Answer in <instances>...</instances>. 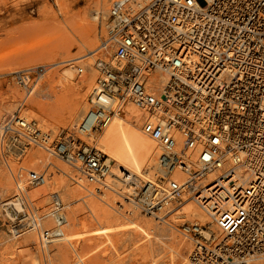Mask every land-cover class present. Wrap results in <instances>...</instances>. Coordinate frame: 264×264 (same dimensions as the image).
Returning a JSON list of instances; mask_svg holds the SVG:
<instances>
[{
    "label": "built area",
    "instance_id": "2783aa9c",
    "mask_svg": "<svg viewBox=\"0 0 264 264\" xmlns=\"http://www.w3.org/2000/svg\"><path fill=\"white\" fill-rule=\"evenodd\" d=\"M64 63L97 74L86 111L66 128L25 112L50 67L12 73L23 97L0 126V162L13 182L3 209L15 231L35 230L42 249L63 240L62 194H50L43 216L29 195L54 167L31 157L58 159L88 197L102 196L110 164L98 138L131 104L148 115L141 130L160 149L158 169L116 208L173 225L192 244L187 264L264 263V0H114L97 48ZM188 202L209 222L175 224Z\"/></svg>",
    "mask_w": 264,
    "mask_h": 264
},
{
    "label": "rangeland",
    "instance_id": "374dc122",
    "mask_svg": "<svg viewBox=\"0 0 264 264\" xmlns=\"http://www.w3.org/2000/svg\"><path fill=\"white\" fill-rule=\"evenodd\" d=\"M101 1L96 6L98 3L93 2V0H0V102L11 105L10 109L7 110V114L1 115L0 126L16 112L15 109L18 108L23 97L21 90L12 78L13 72L28 67L46 65L50 69L41 83L52 81L51 84L57 88L64 84V88L61 87L65 91L66 86H68L67 72H71L70 75L72 76L71 80H68L71 82L79 81V77L82 75H77L74 69L71 68L72 65H65L64 62L77 59L98 45L103 23L114 0H108L106 4H103L104 0ZM88 6L90 11H87L86 20L88 22H86L90 23L93 29L95 45L89 50H80L77 46L80 39L77 31L78 28L87 24L82 19ZM97 7L99 8L98 14L95 10L98 9ZM96 14L99 17L96 21H93L92 18ZM65 33L70 37L69 42L64 37ZM43 55H48L54 59H43V57L41 58ZM57 63L61 65L58 66ZM79 64V62H75L73 66ZM84 75L88 78L92 77V75H87L86 72ZM95 78L96 74L94 81ZM39 87L36 89L37 92ZM36 91L26 102V114L41 120L45 125H58L66 128L54 116L46 117L42 115L32 104V97L35 98ZM71 92L67 93L69 99L76 97L73 94L74 92ZM89 95L90 92L85 102L86 109ZM14 106L15 109H13ZM41 156L31 157L35 167L41 169L51 162L54 168H50L51 177L44 186L29 191L30 197L33 192L39 193L37 197L31 198V200L36 199L34 204L39 210L38 215L43 216L48 212L50 194L59 191L66 205L67 220L76 223L67 237L64 236L63 240H56L52 245L43 249L40 247L38 234L35 230H31L25 225L22 229L24 231L16 232L15 229L18 223L14 222L15 224H13L10 222L7 219V213L3 209L4 202L13 196V182L0 162V264H180V260L178 261L175 258L173 252L176 250L175 245L174 243L169 245L168 236L163 238L167 240L166 243H164V240L162 241L163 245L166 244L165 248L162 245H154L156 241L151 233L140 232L137 227H133L134 220H138V218L141 221L150 219L153 223L160 225L159 227L162 226L161 229L166 230L167 235L174 234L173 238L177 242L178 240L185 241L187 250L184 253L183 264H187V256L192 244L181 237L174 228H170V226L159 223L147 216L145 217L137 210L131 212L130 215H124L116 208L115 202H118V196L125 193L131 183H135L126 181L129 178L128 172L125 174L123 169L113 167L114 163H110L111 170L115 171V175L104 180L105 184L110 185L111 188L104 190L102 196L97 198L88 197L82 189H73V192L67 195L66 193L69 192L71 186L75 185L72 182L74 178L73 170L56 158L46 154H41ZM42 164L43 166H39ZM123 175L125 177L128 175V177L125 178ZM66 185L67 187L64 189ZM195 207L197 208L196 205ZM203 215L205 214L203 213ZM195 218L187 217L184 221L192 222L196 220ZM170 219L175 222L174 217ZM181 221L184 222L183 219ZM199 221L202 223L208 221V219L205 217V219H199ZM41 226L48 229L52 226V223L50 219L45 218L41 222ZM11 231L15 236L11 234ZM167 231L169 232L167 233ZM27 238L32 239L30 245H25L24 241ZM53 252L54 256L50 258Z\"/></svg>",
    "mask_w": 264,
    "mask_h": 264
},
{
    "label": "bare ground",
    "instance_id": "6f19581e",
    "mask_svg": "<svg viewBox=\"0 0 264 264\" xmlns=\"http://www.w3.org/2000/svg\"><path fill=\"white\" fill-rule=\"evenodd\" d=\"M107 1L108 0H104L103 4H106ZM93 2L98 3L96 5V6H98L99 3H101L102 1L101 0H93ZM104 7H105V5H104ZM88 10L90 11L89 6L84 11V17L82 19L83 22H85V24L88 22L86 20V18H87L86 16L88 15V13H87ZM95 10H96V13L99 12V8L95 9ZM97 14L95 17L92 18L93 21H96L98 19L99 16H97ZM104 15H106V14H104ZM77 32L80 35V39H79L78 45H77V46H79L80 50H82V49H88L89 50L95 45V36L93 35V29H92L90 23L89 24L87 23L86 25H83L82 27L78 28ZM64 37L66 38V41L69 42L70 37L67 33H65ZM97 46L95 48H97ZM93 50H91V51H93ZM91 51H87V53L91 52ZM42 57H43V59H48V60L54 59L52 57H49L48 55H43V56H41V58ZM79 58L74 59V60L78 61ZM59 64L60 63H57L56 65L59 66ZM54 66H55V64H54ZM62 67H63V65H62ZM70 73L71 72H67V74H66L67 75L66 80H67V85H68V86H66V91H65V89H62V87L64 88V86H65L64 84H61L60 86L58 85L59 88H57L56 86L51 84L52 81H45V82L43 81L44 83L43 84L41 83L42 85L40 84L39 91L38 92L36 91L37 94H35V98L32 97V104L40 111V113L42 115H44L46 117L54 116V118H56V120L59 121L65 127H70L73 124L77 123L80 120V118L82 117V115L84 114V112L86 111L85 110L86 109V105H85L86 98H87L88 93L91 92V90L93 88V85H94L93 79H94L95 74H96V72L94 70L90 69V70L86 71V74L92 75V77L88 78L86 75L83 74L81 77H79V81L76 80L77 82H71L70 80H71L72 76L70 75ZM68 79H70V80H68ZM73 80H75V79H73ZM63 82H64V80H63ZM94 83H95V81H94ZM71 91L74 92L73 94H75L76 97L69 99L67 97V95H68L67 93H69ZM70 96H71V94H70ZM5 103L6 102H2L0 104V117H1V115L7 114V110H9L11 107V105L9 103L8 104H5ZM13 109H15V106L13 107ZM13 109H12V111H13ZM17 109H19V106ZM17 109H15V110L17 111ZM147 116L148 115L145 112H142L141 110H138L137 108H135L133 105L129 104L125 108V111L123 112V114L117 115L113 118L111 124L103 131L101 137L98 139V142H99L100 146L102 147L103 152L105 153V155L108 158L107 163L108 164L114 163L113 167H117L118 169L120 168V170L123 169L125 171V173L128 172L129 178H127L126 181H130L129 183H131V182L138 183L141 180L149 179L151 176L150 174H153L158 169V158L160 155V151H159L160 149L157 146V144L155 142H153L152 140H150L147 136H145L141 130V122ZM41 160L43 162V157L41 158ZM49 164H51V162ZM109 168H110L109 174L105 177V179L107 177L111 178L112 176L115 175V171L111 170V165L109 166ZM172 176H173V178H180L181 174L179 173V171H176V172H173ZM106 186L108 187V190L111 188L110 185H106ZM66 187H67V185L65 186L64 189H66ZM73 189H81V188L76 186V185H74L73 187L71 186V188L69 189V192H67L66 194L70 195L73 192ZM37 194L39 195L38 192H33L31 195V198L37 197ZM34 200L36 201V199H34ZM197 208L195 207L193 202H188V204H186L182 208L181 213H177V215H181L183 217V221L187 217L188 218L196 217L195 218L196 221H199V219H201V220L205 219L206 215H203V212L199 211L198 210L199 208L198 209ZM11 209L13 210V206H11ZM143 216H145V215H143ZM137 218H138V215H137ZM149 218H151V217H149ZM151 219H153V218H151ZM178 221L176 222V224L179 223ZM180 221H181V219H180ZM134 222H133V227H135V228L137 227V229L140 232H144V233L147 232V234L151 233V235H153V237L155 238V241H156L154 243V245H156V246L162 245L165 248L166 244L163 245L162 241L164 240L163 238H166L168 236L167 239H168V241L170 240L169 245H171L173 243L175 245L176 250L173 251L175 254V258H177L178 261L180 260V264H183L184 253L187 250L186 243H185V241L183 242V240H182L183 238L181 239L182 242L180 240H178V242L175 241V239L173 238L174 237L173 233L171 234L173 236L167 235L166 230L164 231L163 229H161L162 226L159 227L160 225L153 223V221H151L150 219H144L141 221L138 218V220H134ZM206 222H209V220ZM206 222H202V223H206ZM15 223H13V224H15ZM48 223H50V222L48 221ZM75 223H76L75 221L73 222L72 220H67V224L65 226V231H64L65 237H67L68 234L72 231ZM169 226H170V228H174L173 225H169ZM31 230H33V229H31ZM12 231H13V228H12ZM12 231H11V234H12ZM22 231H24V230H22ZM139 231H137V232H139ZM25 232H26V230H25ZM168 232L169 231H167V233ZM34 234H35V232H34ZM12 235H14V234H12ZM132 237H133V235H132ZM9 239H11V238L9 237ZM30 239L31 238H27L24 241L25 245H28L30 242H32V239L31 240ZM184 239H186V238H184ZM54 241H56V240H53L52 242H54ZM166 241L167 240L165 239L164 243H166ZM186 241L189 242L190 240L187 239ZM167 244H168V242H167ZM168 248H169V246H168ZM172 249L174 250V248H172ZM49 254H50V252H49ZM52 256H54V252L50 256V258H52ZM262 264H264V263H262Z\"/></svg>",
    "mask_w": 264,
    "mask_h": 264
}]
</instances>
